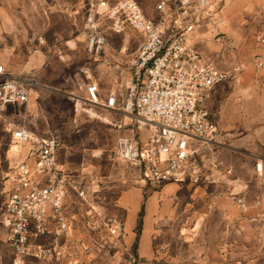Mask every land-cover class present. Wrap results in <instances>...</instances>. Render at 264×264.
<instances>
[{
    "label": "rangeland",
    "instance_id": "rangeland-1",
    "mask_svg": "<svg viewBox=\"0 0 264 264\" xmlns=\"http://www.w3.org/2000/svg\"><path fill=\"white\" fill-rule=\"evenodd\" d=\"M136 1L147 15L157 16L160 0ZM237 1L223 6L220 19L200 20L190 36L207 60L228 73L207 102L217 116L216 140L222 144L214 149L218 174L227 170L228 176H220L215 184L194 185L143 183L138 168L114 155L119 134L136 136L131 118L77 102V96L84 94L87 79L81 69L86 66L103 94H125L129 60L140 40L136 31L118 34L107 24L103 54L92 60L84 31L86 0H0V62L34 81L29 103L0 116V205L14 156L7 127L23 123L35 137L59 140L58 160L76 184L88 185L92 176L99 178L100 185L86 201L71 191V212L94 205L126 221L120 197L141 189L143 205L135 232L138 238L149 201L156 253L150 264H264V207L253 205L243 213L228 196L238 193L252 203L264 195V67L254 66L264 44V3ZM149 134L144 130L141 137ZM259 159L261 171L256 168ZM224 208L230 212L223 213ZM71 236L85 241L82 254L90 258L84 263L77 257L76 264H139L123 251L122 235L110 238L81 227ZM13 256L0 239V264H11Z\"/></svg>",
    "mask_w": 264,
    "mask_h": 264
},
{
    "label": "built area",
    "instance_id": "built-area-1",
    "mask_svg": "<svg viewBox=\"0 0 264 264\" xmlns=\"http://www.w3.org/2000/svg\"><path fill=\"white\" fill-rule=\"evenodd\" d=\"M228 1L160 0L153 17L136 0H86L84 31L90 59L97 60L103 54L107 24L114 33L132 29L139 35L129 60L125 94H103L86 66L81 72L87 82L77 102L131 118L137 137L119 134L114 155L138 168L143 183L215 184L220 176H228L227 170L218 174L214 149L222 144L216 140L217 116L207 105L228 73L190 42L198 22L220 19ZM254 66L257 70L264 67V44ZM33 86L27 73L12 72L0 62V116L29 103ZM117 126L123 129L124 124ZM7 130L12 143L21 146L13 154L0 205V222L7 229L5 242L14 254L11 264H27L29 260L76 264L87 245L76 241L72 232L84 227L110 238L124 233V219L116 214H105L94 205L80 213L69 210L71 191L86 201L101 182L92 176L88 185L76 184L58 160L60 142L56 137H35L23 123L12 122ZM144 130L150 133L148 137H141ZM25 146L28 149L24 152ZM256 168L262 170V161H257ZM228 196L243 213L253 205L264 207V195L252 203L238 193L229 192Z\"/></svg>",
    "mask_w": 264,
    "mask_h": 264
},
{
    "label": "crops",
    "instance_id": "crops-1",
    "mask_svg": "<svg viewBox=\"0 0 264 264\" xmlns=\"http://www.w3.org/2000/svg\"><path fill=\"white\" fill-rule=\"evenodd\" d=\"M239 1L240 0H238L236 3L239 4ZM249 2L253 4L261 2L264 3V0H249ZM119 203L126 210L127 218L126 221L124 219L125 230L122 234L124 240L123 251L125 252L126 256H132V260H138L139 264H150V261H152L156 257V253L151 239L149 222L151 210L149 201H147L145 206V215L138 238L135 229L137 226L139 211H141L143 205V194L141 192V189L136 188L124 192L120 197ZM222 211L223 213L230 212V210H226V208L222 209ZM6 232V227L0 222V239L6 241ZM87 256L88 255L84 256L82 253H80L78 255V260L84 261V263H86L88 259H90L87 258Z\"/></svg>",
    "mask_w": 264,
    "mask_h": 264
},
{
    "label": "bare ground",
    "instance_id": "bare-ground-1",
    "mask_svg": "<svg viewBox=\"0 0 264 264\" xmlns=\"http://www.w3.org/2000/svg\"><path fill=\"white\" fill-rule=\"evenodd\" d=\"M79 102L80 101H78V104H79ZM21 149V146H18V145H12V152H13V154L15 153V152H17L18 150H20Z\"/></svg>",
    "mask_w": 264,
    "mask_h": 264
}]
</instances>
